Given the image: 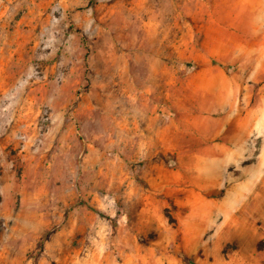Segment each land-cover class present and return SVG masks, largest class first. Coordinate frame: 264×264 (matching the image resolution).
Listing matches in <instances>:
<instances>
[{
  "label": "rangeland",
  "instance_id": "1",
  "mask_svg": "<svg viewBox=\"0 0 264 264\" xmlns=\"http://www.w3.org/2000/svg\"><path fill=\"white\" fill-rule=\"evenodd\" d=\"M0 264H264V0H0Z\"/></svg>",
  "mask_w": 264,
  "mask_h": 264
}]
</instances>
